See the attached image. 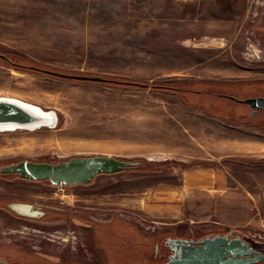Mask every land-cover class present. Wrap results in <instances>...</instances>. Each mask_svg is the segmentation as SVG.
I'll return each mask as SVG.
<instances>
[{
  "label": "rangeland",
  "instance_id": "obj_1",
  "mask_svg": "<svg viewBox=\"0 0 264 264\" xmlns=\"http://www.w3.org/2000/svg\"><path fill=\"white\" fill-rule=\"evenodd\" d=\"M0 53L20 66L149 86L63 79L0 57V97L58 116L54 128L0 131V167L90 155L164 165L161 173L99 175L91 184L67 187L0 174V199L6 200L0 244L22 245L15 252L0 247L3 252L84 262L81 246L97 236V220L107 221L100 235L109 246L119 243L123 255L122 241L136 248V264H143L142 239L164 231L163 237L234 232L264 251V150L241 151L235 143H264V128L247 116V105L225 97L243 99L264 83V0H0ZM224 140L233 142L231 149L219 148ZM218 160L231 161L225 166L229 189L254 193V222L235 227L244 198L199 197L198 203L182 195L170 196L185 202L182 223L156 228L140 220L138 207L151 189L169 185L181 194L197 163ZM22 200L57 210L27 221L5 209Z\"/></svg>",
  "mask_w": 264,
  "mask_h": 264
},
{
  "label": "water",
  "instance_id": "obj_2",
  "mask_svg": "<svg viewBox=\"0 0 264 264\" xmlns=\"http://www.w3.org/2000/svg\"><path fill=\"white\" fill-rule=\"evenodd\" d=\"M0 57L13 63L9 58L0 53ZM47 74L70 80L87 81V82H105L101 77L68 75L58 72L46 71ZM226 98L236 103L249 105L254 110L264 109V97L241 99L235 96L226 95ZM58 116L56 112L44 110L39 106L27 103L25 101L0 97V131L4 130H38L42 128H54L57 126ZM137 162L122 160L109 155H90L82 157H73L57 163L35 162L23 160L0 167V173L3 176L16 175L19 179L44 182L48 181L53 186H73L88 185L93 183L99 175H111L124 172L125 170L136 168ZM9 207L15 213L25 217H36L37 211L32 204L26 203H10ZM175 242H186L176 240ZM238 243V241H234ZM233 243V245L235 244ZM207 241L203 242L201 247L193 253L189 251L185 254L180 264H212L213 261H223L224 264H243L249 262L264 261V255H258L254 259L243 261L236 258L237 255L256 254L255 251L242 247L230 251L231 258L227 259V251H220L222 242L216 243L217 252L208 245ZM215 245V242L213 243ZM231 245V246H233ZM190 248V247H189ZM197 251V252H196ZM216 251V252H215ZM220 253V254H218ZM210 259V260H208ZM203 260V262H202ZM207 260L209 262H207ZM248 262V263H249ZM179 264V263H176Z\"/></svg>",
  "mask_w": 264,
  "mask_h": 264
},
{
  "label": "crops",
  "instance_id": "obj_3",
  "mask_svg": "<svg viewBox=\"0 0 264 264\" xmlns=\"http://www.w3.org/2000/svg\"><path fill=\"white\" fill-rule=\"evenodd\" d=\"M178 1H187V0H178ZM257 133H259L257 131ZM236 144H240L241 151L252 150L253 152L263 151L264 143L259 140H247L235 142ZM219 148L223 149H231L233 142L224 140L222 142H218L217 144ZM222 146V147H220ZM228 147V148H227ZM218 148V147H217ZM225 158V157H223ZM221 158V159H223ZM218 160L215 163H197L198 171L193 172L192 175L186 176V182L183 184L184 191L181 194H178L173 186H164L163 189L155 192L156 189H151V192L144 199V205L142 207H138L141 211L137 214L140 220L145 222H150L156 226V228H162L163 226H169L171 224L182 223V216L185 211V202H180L178 199L170 198L175 197L177 195H182L184 197L193 196L194 201L199 203V197H226L227 199H235V198H244L241 201L238 208H236L235 216L239 218V224L235 227L236 229H241L247 226L249 223L254 222V216L256 210V200L255 195L250 190H234L229 189L228 179V171H226L227 165H230V160ZM249 165V162H247ZM232 166V165H230ZM185 170H190L189 167H184ZM190 174V173H186ZM192 190V191H190ZM233 203V201H231ZM28 204V203H26ZM129 207H137L130 205ZM245 209L246 214L244 217H241V210ZM13 211V210H12ZM14 212V211H13ZM15 213V212H14ZM17 214V213H15ZM107 222L106 220L96 221V227L98 230V234L95 237L87 238L88 242L87 254L95 253L96 261L91 262V264H136V248L127 241H122L124 251L127 252L126 255L122 254L121 245L119 243H114L118 245H113V247L109 246V243L105 241L104 237L101 238V229H104L103 223ZM129 227H132L137 230L130 222L126 221ZM191 223H194L191 221ZM260 224L256 223V225ZM178 228L177 226H175ZM220 228V227H217ZM104 231H106L104 229ZM169 231H164L160 238L154 237L153 240L146 241L148 237L143 240V248L141 250V257L143 264H158V260L155 257V246L162 240L163 234L167 235ZM158 236V235H157ZM119 242L120 238H116ZM116 242V241H114ZM91 245V246H90ZM116 246V247H115ZM119 246V247H118ZM90 263V262H89Z\"/></svg>",
  "mask_w": 264,
  "mask_h": 264
},
{
  "label": "flooded vegetation",
  "instance_id": "obj_4",
  "mask_svg": "<svg viewBox=\"0 0 264 264\" xmlns=\"http://www.w3.org/2000/svg\"><path fill=\"white\" fill-rule=\"evenodd\" d=\"M244 89H247V90L255 89V87L247 86V88H244ZM257 89H259L258 93H254V94L247 93V95L244 96L243 99L264 97V83L259 84V87ZM230 96H233V95H230ZM243 105H246V104H243ZM247 106L249 108V112L247 113V116L249 115L257 119L258 127L264 128V109H260L256 111L252 109L249 105ZM15 202L28 203L34 206L33 208L38 213L37 218H30V217H25V216H20L18 214H15L9 207V203L6 204L5 209L11 212L13 216L19 219L27 220V221H36V220L41 221V218L45 217L47 214H49V212L57 210V208H51L52 206L42 205V204L34 203L31 201H27V200L15 201ZM82 222L83 221L78 222L77 224L80 226L82 225L84 226L85 224ZM212 232L211 233L206 232L202 234L191 232L192 233L191 235H181L180 237L166 236L165 238H162V240L155 246V257L158 260V264H176V263L180 264L181 261L184 259L185 254L188 251L194 254V251L197 250L199 247H201L202 243L205 241L209 243L208 245H211L212 249L214 247V250L219 248L220 251H223V250L227 251L226 253L227 259L231 258L230 251L235 250V245L237 246L238 251L242 250V247L243 248L246 247L247 250L250 249L256 252V254H251V255H237L236 258H238V260L248 261V260L254 259L258 255H264V251H262L259 246H256V244L254 245L251 240L241 236L238 233L227 232V233H213L212 234ZM170 239H172V241H170ZM176 240H183L186 242L179 243V242H175ZM234 241H238V243H235ZM214 242H215V245L213 244ZM217 242H222V244L220 247L215 248ZM233 243L235 244L233 245ZM17 245H19L17 249L20 246H22L21 244H17ZM0 247L1 248L8 247L7 249H10L14 252L17 251L16 247L11 244L9 245L6 243H2L0 244ZM87 247H88V242L87 241L83 242L81 246V249L83 250V252L85 253L87 252ZM22 249H25V248H22ZM0 250H2L0 253V264H91V262H94L97 259L96 258L97 255L94 252L88 254V256L86 257L87 259L84 262L79 263V261L73 260L72 257L66 258V260L65 259L57 260L53 257L45 255L44 253H32L28 250H23L24 251L23 254H18L16 255V257H12L10 256V254H6L5 252H3V250L5 249H0ZM208 260L207 262H209ZM248 262L243 263V264H264V261L249 262V263ZM209 264L211 263L209 262ZM212 264H224V262L221 260L219 262L213 261Z\"/></svg>",
  "mask_w": 264,
  "mask_h": 264
},
{
  "label": "trees",
  "instance_id": "obj_5",
  "mask_svg": "<svg viewBox=\"0 0 264 264\" xmlns=\"http://www.w3.org/2000/svg\"><path fill=\"white\" fill-rule=\"evenodd\" d=\"M11 65H13L14 67H18L19 66V68L30 69L31 71L47 74L46 73V69H42V68H38V67L33 68V67L20 66V65L15 64V63H11ZM47 75H50V74H47ZM104 79H106V78H104ZM106 80L107 81H105V82H96V83L108 84V85L111 84V85L118 86V87H120V86H123V87H135V88H139V89L149 88V86L147 84H142V83H137V82L116 81V80H110V79H106ZM80 82H87V81H80ZM152 88H156V87L152 86ZM166 89H168V88H166ZM172 90H175V89L173 88ZM134 162H137L138 166L136 168H131V169L125 170L124 172H126V171H128V172L143 171L144 173H147V174L148 173L156 174V173H161L162 172L161 171L162 167L164 166L161 162H156V163L155 162H147L146 160H140V161L139 160H134ZM121 173H123V172H121ZM3 177H10V176H3ZM5 201H6L5 199H0V209L3 208V204L5 203Z\"/></svg>",
  "mask_w": 264,
  "mask_h": 264
}]
</instances>
